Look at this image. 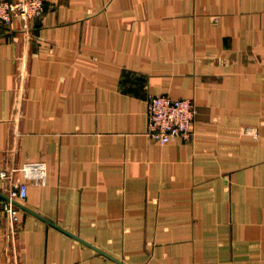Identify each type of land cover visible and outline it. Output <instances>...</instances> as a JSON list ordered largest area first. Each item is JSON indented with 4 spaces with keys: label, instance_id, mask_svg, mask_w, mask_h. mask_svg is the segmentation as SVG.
Segmentation results:
<instances>
[{
    "label": "crops",
    "instance_id": "0c3cea01",
    "mask_svg": "<svg viewBox=\"0 0 264 264\" xmlns=\"http://www.w3.org/2000/svg\"><path fill=\"white\" fill-rule=\"evenodd\" d=\"M148 94L194 101L191 139L145 133ZM26 161L47 176L13 223ZM0 171V264H264V0H45L0 27Z\"/></svg>",
    "mask_w": 264,
    "mask_h": 264
},
{
    "label": "built area",
    "instance_id": "2783aa9c",
    "mask_svg": "<svg viewBox=\"0 0 264 264\" xmlns=\"http://www.w3.org/2000/svg\"><path fill=\"white\" fill-rule=\"evenodd\" d=\"M45 10V0H0V27H9L15 18L23 21L37 18ZM198 109L190 98H172L166 94L146 96L147 125L145 133L159 144L180 138L189 140L193 135L192 126ZM246 131V129H245ZM12 172L19 173L17 180L11 181V189L2 200V210L13 223L18 222V203L27 194L28 183H40L47 176L43 161H26ZM8 176L0 171V177ZM10 178L11 175H10Z\"/></svg>",
    "mask_w": 264,
    "mask_h": 264
}]
</instances>
